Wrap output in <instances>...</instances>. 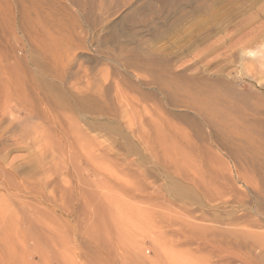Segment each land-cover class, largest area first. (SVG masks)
<instances>
[{
	"label": "rangeland",
	"instance_id": "1",
	"mask_svg": "<svg viewBox=\"0 0 264 264\" xmlns=\"http://www.w3.org/2000/svg\"><path fill=\"white\" fill-rule=\"evenodd\" d=\"M0 223L33 264H264V0H0Z\"/></svg>",
	"mask_w": 264,
	"mask_h": 264
},
{
	"label": "bare ground",
	"instance_id": "2",
	"mask_svg": "<svg viewBox=\"0 0 264 264\" xmlns=\"http://www.w3.org/2000/svg\"><path fill=\"white\" fill-rule=\"evenodd\" d=\"M24 223V221H23ZM16 225H20L19 222H13L11 220V222H8V226H16ZM6 227L5 224L0 223V233L2 234L3 228ZM13 228V227H12ZM12 230V229H11ZM16 231V229H14ZM5 233V232H4ZM20 233V231H19ZM6 236H4L2 239H0V247L3 249L0 252V264H33L32 261L35 260H40V256H39V250H38V243L35 241L32 245V252L30 253L28 249L30 248H26L25 242H24V236L22 235H18L15 238H12L11 240H6L7 236H11L14 234H10L8 232L5 233ZM22 234V233H21ZM16 235V234H15ZM31 236V235H30ZM17 244H21L23 247L21 248V250L16 251V247L18 246ZM20 245V246H21ZM19 246V248H20ZM26 248V249H25ZM28 250V251H26ZM41 250V248H40ZM27 252H29L30 254H28ZM43 252V251H41ZM41 261V260H40ZM39 262V261H36Z\"/></svg>",
	"mask_w": 264,
	"mask_h": 264
}]
</instances>
